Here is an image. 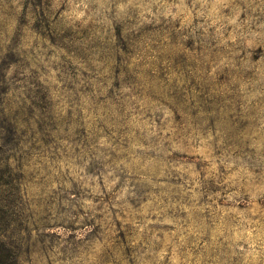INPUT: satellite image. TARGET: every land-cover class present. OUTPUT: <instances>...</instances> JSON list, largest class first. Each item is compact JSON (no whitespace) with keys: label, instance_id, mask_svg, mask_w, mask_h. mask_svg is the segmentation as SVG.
I'll list each match as a JSON object with an SVG mask.
<instances>
[{"label":"rangeland","instance_id":"rangeland-1","mask_svg":"<svg viewBox=\"0 0 264 264\" xmlns=\"http://www.w3.org/2000/svg\"><path fill=\"white\" fill-rule=\"evenodd\" d=\"M118 32L143 87L93 103ZM0 73L67 130L10 160L20 264H264V0H0Z\"/></svg>","mask_w":264,"mask_h":264},{"label":"trees","instance_id":"trees-1","mask_svg":"<svg viewBox=\"0 0 264 264\" xmlns=\"http://www.w3.org/2000/svg\"><path fill=\"white\" fill-rule=\"evenodd\" d=\"M123 41L120 33L116 35L114 46L116 64H125L123 71H84L82 93L85 99L93 103L118 104L124 98L118 94L127 89L131 92V98L139 95L134 93L133 87H143L144 71H128L133 59L131 48L134 40ZM119 70L120 67H117ZM6 73H0V264H20L21 259L17 244L12 240L9 232L12 231L15 223L14 214L17 212L18 197L20 195L19 178L12 173L10 160L24 151H35L54 146L57 142L65 141L61 132L66 129L55 125L50 117L47 123L39 119L46 117H36L35 114L21 106V113L10 109L8 104L9 87ZM44 99V98H43ZM117 99V101H116ZM32 102V101H31ZM34 105V103H31ZM25 111V112H24ZM79 134V133H78ZM27 145V147H25ZM115 248L119 246L115 242ZM126 260L130 256L127 253ZM128 264H132L131 261Z\"/></svg>","mask_w":264,"mask_h":264}]
</instances>
